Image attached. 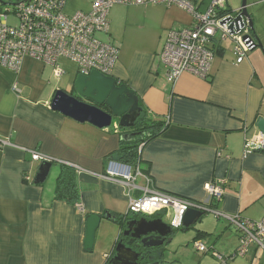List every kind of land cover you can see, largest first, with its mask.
<instances>
[{"label": "crops", "instance_id": "crops-1", "mask_svg": "<svg viewBox=\"0 0 264 264\" xmlns=\"http://www.w3.org/2000/svg\"><path fill=\"white\" fill-rule=\"evenodd\" d=\"M93 1L66 0L65 12H89ZM183 1L203 14L213 0L205 9L200 0ZM145 10L157 17V40L151 48L124 39L121 45L107 40L118 48L111 77L133 91L149 116L168 122L160 137L139 150L141 171L135 174L132 187L120 179L103 177L110 157L120 147L122 131L117 122L99 129L50 107L58 90L76 95V65L60 60L62 74L58 77L54 67L31 58L23 60L17 73L0 68V264H106L121 225L102 218L101 233L96 231L93 249L87 253L86 217L108 213L116 219L132 218L128 194L137 199L145 189L205 202V186L220 184L223 195L210 205L227 216L244 217L243 208L264 204V151L245 153V143L259 134L256 121L264 119L263 53L250 50L238 64L237 56L223 48V40L216 36L209 45L213 58L207 78L182 74L169 84L157 56L167 32L190 27L193 18L174 5ZM257 36L264 49V36ZM32 152L52 160L49 175L55 171L50 185L46 180L34 184L41 163L32 160ZM62 165L75 170L79 193L75 204L54 199L55 179ZM159 216L163 222L167 218ZM200 222L187 240L204 238L198 236ZM233 235L221 246L222 255L230 258L228 264H264V253L255 245L249 246L245 256L233 258L239 244V235ZM174 239L173 235L171 241ZM164 256L150 264H217L206 258L209 254L185 256V262Z\"/></svg>", "mask_w": 264, "mask_h": 264}, {"label": "built area", "instance_id": "built-area-1", "mask_svg": "<svg viewBox=\"0 0 264 264\" xmlns=\"http://www.w3.org/2000/svg\"><path fill=\"white\" fill-rule=\"evenodd\" d=\"M66 0H20L12 5L0 6V68L17 73L25 58L40 61L54 67L55 76L62 70L58 63L67 60L77 67L78 75L88 76L96 72L111 77L116 64L118 48L97 36L108 35V12L114 5H164L177 6L193 18L190 27L171 29L167 32L158 62L166 73V81L175 83L182 74L206 79L213 58L211 41L218 36L233 43L236 63H241L252 45L243 42L238 34L229 30V14L226 0H213L209 9L199 14L190 2L183 0H94L89 12H65ZM10 19H14L12 24ZM115 130L117 127L115 126ZM142 147V146H141ZM139 148V150L141 149ZM264 151V135L257 134L253 141L245 143V153ZM36 162H52L51 159L30 153ZM138 169L113 160L108 161L104 178L122 180L132 187ZM134 188V186H133ZM207 201L196 202L145 189L140 198L128 194V214L153 217L163 215L169 225L177 230L182 227L183 216L189 210L214 214L224 219L234 230L239 231V246L233 258L243 257L250 245L264 253V213L260 221H251L239 215L227 216L210 207L211 201H220L223 191L220 184L205 186ZM197 253L207 254L208 249L200 241L194 242ZM217 264H228L230 258L212 251Z\"/></svg>", "mask_w": 264, "mask_h": 264}, {"label": "water", "instance_id": "water-1", "mask_svg": "<svg viewBox=\"0 0 264 264\" xmlns=\"http://www.w3.org/2000/svg\"><path fill=\"white\" fill-rule=\"evenodd\" d=\"M0 5L12 4L0 0ZM229 15L230 17L226 19V22H230L229 30L233 32L235 29L234 32L240 36L243 42L252 45L251 50L259 49L264 54L263 45L256 35L252 19L247 12L246 0H241L239 8L230 11ZM73 89L76 93L75 96L66 90L56 91L50 103L51 109L77 122H86L99 129L110 127L113 119L118 120L120 128H131L139 117L140 108L136 95L126 85L119 84L112 77H104L96 72H92L86 77L78 75L73 83ZM255 128L259 134L264 135L263 118L256 121ZM51 164V162H41L34 177L35 185L44 183L49 175ZM203 216L204 214L201 212L189 210L183 216L182 228L194 229ZM102 218L118 222L108 213H105L103 217L88 215L84 239V251L87 253L93 249L95 234ZM173 234L171 226L160 218L151 220L146 217H127L122 221L119 238L107 264H137L140 258L139 254L130 248L134 243L140 248H161L159 257L161 259L166 253ZM126 240H128L127 243Z\"/></svg>", "mask_w": 264, "mask_h": 264}, {"label": "rangeland", "instance_id": "rangeland-1", "mask_svg": "<svg viewBox=\"0 0 264 264\" xmlns=\"http://www.w3.org/2000/svg\"><path fill=\"white\" fill-rule=\"evenodd\" d=\"M3 1L5 3L14 4L20 0ZM211 1L212 0H200V2H202V9H205ZM240 3L241 0H226L225 5L230 11H234L239 8ZM246 5L256 35L261 33L264 36V0H246ZM150 7H155V5H114L108 12L109 35H99L97 38L104 42H108L107 40L110 39L120 45L122 44V39H124L125 41L132 43L134 46L140 45L145 47V44H148V48H151L152 43L157 40V17L156 15L151 16L149 12L145 10ZM10 22L14 24L15 20L10 19ZM220 44L228 52L233 51V43L230 40H225ZM64 85V81L62 80L60 86L64 88ZM117 121V119H113V123ZM110 127H112V125ZM54 171H52L45 181L47 186L54 181ZM263 208L264 204L260 202L245 208V210H243V208V218L246 217L252 221H260L263 216ZM164 222L169 224V219L164 218ZM224 223H226L224 219L217 218L214 214H206L202 217L200 229L206 236L200 239V242L211 252L214 251L219 254H224L221 246L228 244V239L231 236H234V230L232 228L229 229ZM97 233L98 235L101 233L99 232V229L97 230ZM192 234L193 231L191 230L185 232H182V230H174L173 235L175 239L167 246L164 257L174 260L178 259L181 260V262H185V256H189L190 258H197L199 255L202 256L203 254L197 253L194 250V241L191 239L187 240L186 238ZM211 252L209 253L210 256ZM210 256H206V258L213 261L214 258H211Z\"/></svg>", "mask_w": 264, "mask_h": 264}, {"label": "trees", "instance_id": "trees-1", "mask_svg": "<svg viewBox=\"0 0 264 264\" xmlns=\"http://www.w3.org/2000/svg\"><path fill=\"white\" fill-rule=\"evenodd\" d=\"M227 13L229 14L230 11L221 12L219 16L225 15ZM138 106L140 108V114L137 120L135 121L134 126L131 128H127V129L119 128V130L122 131V134L120 136V140H121L120 147L115 153L112 154L110 158L111 160L115 162H118L123 165L131 166L133 167V169H138L139 171H141L139 167L141 163L140 156H139V148L142 145L160 137L167 129L168 122L160 118L149 116V114L146 112V110L142 107L141 103L139 102H138ZM54 192H55L54 194L55 200L65 201L69 204L77 203L79 193L76 187L75 170L72 167L67 166V165H62L59 167V173L55 179V191ZM210 207L212 208V205H210ZM205 215L206 214H204V216ZM238 215L241 217L240 214ZM125 218H118L116 220L121 225L122 221ZM177 230H182V232H185V231H188L189 229H183L181 227ZM234 232L237 233L240 238L241 236L240 232L236 230H234ZM198 236L202 238V237H205L206 235L200 231V235ZM195 241H197V239H195L194 242ZM210 252L211 251L209 250L207 254H209Z\"/></svg>", "mask_w": 264, "mask_h": 264}, {"label": "flooded vegetation", "instance_id": "flooded-vegetation-1", "mask_svg": "<svg viewBox=\"0 0 264 264\" xmlns=\"http://www.w3.org/2000/svg\"><path fill=\"white\" fill-rule=\"evenodd\" d=\"M105 109V108H103ZM156 218H160V216H155V217H150L149 219H156ZM128 242V240H126V243ZM130 248L139 254V260L137 262V264H150V262L153 261H157L160 258V253H161V248H150V249H146V248H140L139 245L137 244H132L130 246Z\"/></svg>", "mask_w": 264, "mask_h": 264}]
</instances>
